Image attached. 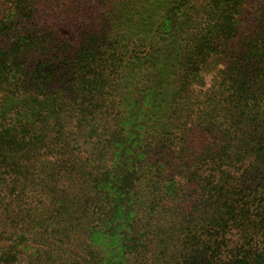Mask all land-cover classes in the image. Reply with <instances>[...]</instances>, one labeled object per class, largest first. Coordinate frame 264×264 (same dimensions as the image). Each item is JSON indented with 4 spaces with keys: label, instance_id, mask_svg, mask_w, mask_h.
Returning <instances> with one entry per match:
<instances>
[{
    "label": "trees",
    "instance_id": "trees-1",
    "mask_svg": "<svg viewBox=\"0 0 264 264\" xmlns=\"http://www.w3.org/2000/svg\"><path fill=\"white\" fill-rule=\"evenodd\" d=\"M249 1L0 0V264H264Z\"/></svg>",
    "mask_w": 264,
    "mask_h": 264
},
{
    "label": "rangeland",
    "instance_id": "rangeland-1",
    "mask_svg": "<svg viewBox=\"0 0 264 264\" xmlns=\"http://www.w3.org/2000/svg\"><path fill=\"white\" fill-rule=\"evenodd\" d=\"M260 1L261 0H250L248 2V4L245 7V13L243 15L244 20H249L252 17V15L254 14L255 7ZM211 76H212L211 74L207 76V80H208L207 84H208ZM0 102H1V95H0Z\"/></svg>",
    "mask_w": 264,
    "mask_h": 264
}]
</instances>
